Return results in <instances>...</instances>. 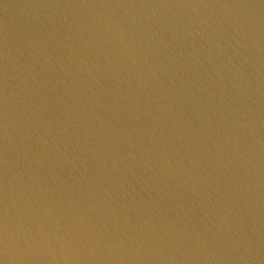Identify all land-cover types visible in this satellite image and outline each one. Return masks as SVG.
Instances as JSON below:
<instances>
[{
	"label": "water",
	"instance_id": "95a60500",
	"mask_svg": "<svg viewBox=\"0 0 264 264\" xmlns=\"http://www.w3.org/2000/svg\"><path fill=\"white\" fill-rule=\"evenodd\" d=\"M0 264H264V0H0Z\"/></svg>",
	"mask_w": 264,
	"mask_h": 264
}]
</instances>
